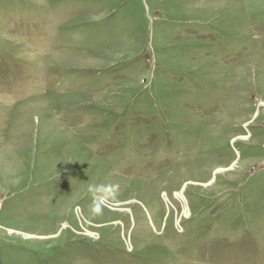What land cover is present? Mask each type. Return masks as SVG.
<instances>
[{"label": "rangeland", "instance_id": "1", "mask_svg": "<svg viewBox=\"0 0 264 264\" xmlns=\"http://www.w3.org/2000/svg\"><path fill=\"white\" fill-rule=\"evenodd\" d=\"M184 258L264 264V0H0V264Z\"/></svg>", "mask_w": 264, "mask_h": 264}, {"label": "bare ground", "instance_id": "2", "mask_svg": "<svg viewBox=\"0 0 264 264\" xmlns=\"http://www.w3.org/2000/svg\"><path fill=\"white\" fill-rule=\"evenodd\" d=\"M166 197H167V195H166ZM176 197H177L179 200H181V201H183L184 203H186L185 196H184V194H183L182 192L176 194ZM167 198H168V197H167ZM168 202L170 203L169 200H168ZM185 215H188V212L185 213Z\"/></svg>", "mask_w": 264, "mask_h": 264}, {"label": "trees", "instance_id": "3", "mask_svg": "<svg viewBox=\"0 0 264 264\" xmlns=\"http://www.w3.org/2000/svg\"><path fill=\"white\" fill-rule=\"evenodd\" d=\"M183 260H184L185 262H184V263H182V264H186V263H187V261H188V260H187V259H185V258H184Z\"/></svg>", "mask_w": 264, "mask_h": 264}, {"label": "clouds", "instance_id": "4", "mask_svg": "<svg viewBox=\"0 0 264 264\" xmlns=\"http://www.w3.org/2000/svg\"><path fill=\"white\" fill-rule=\"evenodd\" d=\"M97 187H103V186H93V189H96Z\"/></svg>", "mask_w": 264, "mask_h": 264}]
</instances>
